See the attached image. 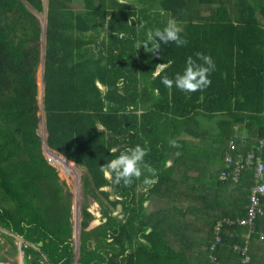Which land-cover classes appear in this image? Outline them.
I'll list each match as a JSON object with an SVG mask.
<instances>
[{"label":"trees","instance_id":"obj_1","mask_svg":"<svg viewBox=\"0 0 264 264\" xmlns=\"http://www.w3.org/2000/svg\"><path fill=\"white\" fill-rule=\"evenodd\" d=\"M42 8V0H0V227L32 241L70 235V200L37 133L43 113L48 147L84 167V185L112 206L102 208L109 230H83L78 264H214L210 255L264 264V212L247 237L246 225L224 224L220 242L214 233L218 220L247 215L257 157L264 162V0H47L43 44L32 11ZM169 19L184 46L136 49ZM197 52L215 63L208 88L161 83ZM157 66L166 67L153 79ZM137 144L149 149L156 183L143 184L147 173L127 186L105 177L100 166ZM226 154L243 164L236 180L222 174L234 170ZM152 197L166 205L150 215ZM246 240L243 263L234 245Z\"/></svg>","mask_w":264,"mask_h":264},{"label":"clouds","instance_id":"obj_2","mask_svg":"<svg viewBox=\"0 0 264 264\" xmlns=\"http://www.w3.org/2000/svg\"><path fill=\"white\" fill-rule=\"evenodd\" d=\"M121 3H123V0H121ZM139 27L143 28L144 25L141 23ZM119 35L121 39L124 38V33H120ZM101 39H103V33ZM161 42L164 44L174 42L178 47H182L187 43L186 39L180 36L179 27L174 19H169L162 29H147L144 33V39L138 40L135 47L136 49L143 48L145 53L157 54L161 48ZM171 63L172 61L169 60L168 65H171ZM163 67L166 66H157L153 70V79L160 76ZM214 70L215 63L213 59L208 55L197 52L195 58L192 56L186 58L182 71L174 73L172 78H169L167 75L163 76L161 83L167 88L175 85L181 91L186 92L202 91L210 86L211 80L209 79V74ZM103 130V125H100L97 129L100 132ZM117 151L116 147L110 149L112 154H116ZM148 151L147 147H142L139 144L126 147L120 150L118 155H114L113 159L101 165L100 171L115 184L123 182L125 186L131 185L134 179H139L145 173L148 175H144L143 184H155L156 170L144 159ZM150 232L151 228H148L145 235L150 234ZM141 243H146V241L141 240Z\"/></svg>","mask_w":264,"mask_h":264},{"label":"flooded vegetation","instance_id":"obj_3","mask_svg":"<svg viewBox=\"0 0 264 264\" xmlns=\"http://www.w3.org/2000/svg\"><path fill=\"white\" fill-rule=\"evenodd\" d=\"M60 183L63 193L66 194L63 181ZM81 194L84 195L83 193ZM85 197L86 198L84 200H81L80 204H78V199L80 200L81 198L77 199L76 210L78 212V216L76 222L73 220V217H71V211L75 209V206L73 207L72 203L70 204V235L66 236L64 242H62L61 237H59L55 242H52L50 234L48 237H40L36 241H32L23 235L7 230L6 236L10 243L7 250L16 256L18 260L17 264H63L68 262V258H70L69 264H78L81 255L82 240L84 237L83 230L93 232L98 231L100 228L102 230L103 226L101 224L106 220L103 215L102 208L106 209L112 207L109 205V201L106 198L102 195L95 194L90 190ZM110 198L120 199L119 195L110 196ZM93 200H95L94 204L96 213L89 209ZM85 207L91 214L89 218H85V215H87L84 211ZM114 208V212H117V217L120 218L124 215L123 205L120 202H117ZM95 217H98L99 222H97L96 225H93L90 229H87ZM85 219H87L86 223ZM104 229L109 230L106 227ZM43 231H46V228H44ZM100 231H98V233H100ZM98 237L100 238L99 234ZM107 240L110 241L111 238H108ZM87 243V246L90 244L91 248H95L96 239L94 234L87 238ZM0 264L3 263L1 262Z\"/></svg>","mask_w":264,"mask_h":264},{"label":"rangeland","instance_id":"obj_4","mask_svg":"<svg viewBox=\"0 0 264 264\" xmlns=\"http://www.w3.org/2000/svg\"><path fill=\"white\" fill-rule=\"evenodd\" d=\"M42 2H43L42 10L40 11L34 10L33 13L35 14V16L38 18L40 22V26L42 29L41 42L43 44L44 43V28L46 24L47 0H42ZM80 4L81 2L77 3V9L81 8ZM43 64H44V60L42 56L41 62H40L41 69L43 68ZM42 88H43V81H41V91H42ZM40 108H41V104H40ZM42 115H41L42 123L40 127L37 129V133L41 138V149H42V152L45 158L48 159L50 163L57 168V176L59 180L63 181L64 187H66V190L68 191L66 193L69 194L68 197L70 200V204L72 203L73 207L75 206V209L73 208L74 210L71 211V217H73V220L76 222L77 216H78V212L76 210L77 199L81 198L80 200L78 199V204H80L81 200H84L86 198L85 196L87 195L84 188L86 189V191L90 190L88 187L84 185V182H83V176L86 174V169L72 161L69 162L67 159H64L62 156H60L59 153L51 150L48 147L45 141L46 129H45L44 120L42 119ZM81 193H83L84 195H82ZM96 194H99L98 191H96ZM94 202L95 200L91 202L89 209L92 212L96 213ZM165 205L166 203L162 202V200H159L155 197L148 199L144 204V206L146 207V211L150 215L155 214L161 208L165 207ZM97 222H99V219L98 217H95L91 223L92 225L90 224L87 227V229H90L91 227H93V225H96ZM6 232L7 230L0 227V263L2 262L3 264H17L18 260L16 256L7 250V247L9 248L10 243L7 237L2 235V233L6 234ZM247 254L249 257L251 256L250 250L248 251ZM241 256L244 257V255H241Z\"/></svg>","mask_w":264,"mask_h":264},{"label":"built area","instance_id":"obj_5","mask_svg":"<svg viewBox=\"0 0 264 264\" xmlns=\"http://www.w3.org/2000/svg\"><path fill=\"white\" fill-rule=\"evenodd\" d=\"M251 157L252 155L249 154ZM226 161H232V157L229 154H226L225 156ZM234 179L236 180L239 176V168L237 167L235 169V172L233 173ZM255 177H256V183L252 187L250 200L248 203V211L247 215L244 217H237V218H224L221 221H219L216 225V231L220 229L222 224L232 225H246L248 226V235L253 231L254 225L256 220L259 216L263 215V210L260 206V199L264 197V162L260 160L259 157H257L256 165H255ZM217 234V232H216ZM216 240H219V236H217ZM236 251L240 253V255H244L242 257V262L247 263L250 261V257L248 256L249 246L248 243L245 242L243 246H236ZM210 260L212 262L216 261L215 255H210Z\"/></svg>","mask_w":264,"mask_h":264},{"label":"bare ground","instance_id":"obj_6","mask_svg":"<svg viewBox=\"0 0 264 264\" xmlns=\"http://www.w3.org/2000/svg\"><path fill=\"white\" fill-rule=\"evenodd\" d=\"M47 6V5H46ZM45 28H46V24H45ZM44 39H45V34H44ZM56 152V151H55ZM250 154L252 155L250 158H249V160L252 158V157H254L253 156V152L251 151L250 152ZM60 156H62L61 154H60ZM64 159H66L64 156H62ZM249 160H247L246 162H245V164H249L250 163V161ZM69 161V160H68ZM233 161L234 160H232V161H226L225 160V162H226V164H227V167H229V165L230 164H232L233 163ZM70 162V161H69ZM242 162L240 161V160H235L234 161V170H223L222 171V174L224 175V176H226V177H228V176H230L231 174H233L234 172H235V169L238 167L239 168V170H240V168L242 167ZM66 192H68L67 190H66ZM67 195H69L68 193H66ZM250 195H251V193H250ZM249 199H250V196H249ZM260 206H261V208H262V210H263V212H264V208H263V206L261 205V203H260ZM115 213V212H114ZM219 221H221V220H218L216 223H215V227H216V225H217V223L219 222ZM224 224H222V226H223ZM222 226L220 227V229L219 230H217L216 231V228H215V230H214V233H215V239L217 238V236H219V240H216V242H220L221 241V238H220V232H221V229H222ZM216 232H217V234H216ZM248 236V234H246V237ZM245 242H247V240L245 241ZM245 244V243H244ZM215 246V243H213L212 245H211V247H214ZM236 246H241V245H234V249L236 248ZM236 250V249H235ZM241 261H242V259H241ZM214 264H219L218 262H217V259H216V261L215 262H213Z\"/></svg>","mask_w":264,"mask_h":264},{"label":"water","instance_id":"obj_7","mask_svg":"<svg viewBox=\"0 0 264 264\" xmlns=\"http://www.w3.org/2000/svg\"><path fill=\"white\" fill-rule=\"evenodd\" d=\"M32 11H34V10H32ZM44 34H45V28H44ZM92 225V224H91Z\"/></svg>","mask_w":264,"mask_h":264}]
</instances>
